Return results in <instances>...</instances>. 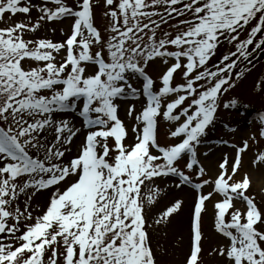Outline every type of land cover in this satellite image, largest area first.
<instances>
[{
    "label": "snow or ice",
    "instance_id": "1",
    "mask_svg": "<svg viewBox=\"0 0 264 264\" xmlns=\"http://www.w3.org/2000/svg\"><path fill=\"white\" fill-rule=\"evenodd\" d=\"M262 57L264 0H0V264H160L186 186L183 264L209 205L219 264H264L256 136L221 138L211 175L201 154Z\"/></svg>",
    "mask_w": 264,
    "mask_h": 264
},
{
    "label": "rangeland",
    "instance_id": "2",
    "mask_svg": "<svg viewBox=\"0 0 264 264\" xmlns=\"http://www.w3.org/2000/svg\"><path fill=\"white\" fill-rule=\"evenodd\" d=\"M258 67H264V64ZM259 83L264 84V79L259 81L258 84ZM244 97L247 99L248 103L250 101V103L257 106L264 105V97L262 96V94L255 95L253 97L251 91L247 90ZM121 115H123V112H121ZM219 126L220 124L216 128H218ZM252 128H251V124L242 121V123H240L239 126L238 125L236 126L237 131L234 134L232 133L233 135L225 139H229L230 142H238L241 139V137L248 138L252 135ZM218 141L219 140H217L216 136L215 137L208 136L207 143L204 146H202L201 154L204 151H209V149H211L209 151L208 158L203 161L205 167L206 166L210 167L209 164L212 162L211 156H213L214 154H217L215 157V163L218 160H220L221 156L225 153H227L229 156L233 155L232 150L228 146L221 145L218 143ZM76 143L78 144L79 140H77ZM251 153L252 151L250 148L248 153L245 154L244 163L246 168H249L248 167L249 155H251ZM249 170L251 171V174H254L253 177L254 186L257 185L256 187L261 190L264 184V173L262 174V172L260 171H255L253 168H249ZM214 171L215 169L212 170L210 167V175ZM172 196L182 198L185 201V204L183 206L182 212L179 215H176L171 220L170 224H168L167 226H163V225L160 226L159 230L156 233H154L153 241H154V246L158 242V246L156 250H157L158 259L160 260V264H183L185 256L189 251L190 213L193 203L192 192L188 194L184 191L181 192L179 190H176L172 192L171 196H169L167 199H171ZM210 215H212L211 205L208 206V211L204 218L206 223V228L204 229L205 240L203 243L206 254H205V258L203 259V264H219V258L214 257L210 254L212 249L217 245L219 241V236L218 234L215 233L213 227V219L212 218L210 219L209 217ZM183 217L187 218L186 227H183V223H182Z\"/></svg>",
    "mask_w": 264,
    "mask_h": 264
},
{
    "label": "bare ground",
    "instance_id": "3",
    "mask_svg": "<svg viewBox=\"0 0 264 264\" xmlns=\"http://www.w3.org/2000/svg\"><path fill=\"white\" fill-rule=\"evenodd\" d=\"M216 155L217 154H214L213 156H211L212 162L211 163L209 162L210 163L209 165H210V167H211L212 170L215 169V164H216L215 163V157H216ZM184 192L188 193V192H190V190H188V189L185 188ZM182 223H183V227H186V224H187V218L186 217H183Z\"/></svg>",
    "mask_w": 264,
    "mask_h": 264
}]
</instances>
